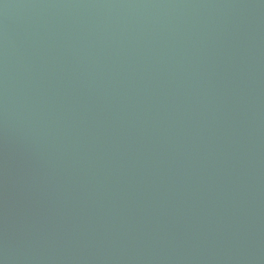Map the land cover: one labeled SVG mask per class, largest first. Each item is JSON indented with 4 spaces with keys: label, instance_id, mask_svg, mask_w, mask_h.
Here are the masks:
<instances>
[{
    "label": "water",
    "instance_id": "water-1",
    "mask_svg": "<svg viewBox=\"0 0 264 264\" xmlns=\"http://www.w3.org/2000/svg\"><path fill=\"white\" fill-rule=\"evenodd\" d=\"M0 264H264V0H0Z\"/></svg>",
    "mask_w": 264,
    "mask_h": 264
}]
</instances>
